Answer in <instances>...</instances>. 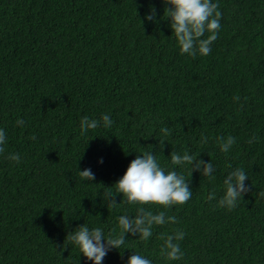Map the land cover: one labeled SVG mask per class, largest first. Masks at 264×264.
I'll return each mask as SVG.
<instances>
[{"label": "trees", "instance_id": "1", "mask_svg": "<svg viewBox=\"0 0 264 264\" xmlns=\"http://www.w3.org/2000/svg\"><path fill=\"white\" fill-rule=\"evenodd\" d=\"M213 2L222 12L218 38L209 55L193 58L180 54L161 0H0V264H92L66 236L83 224L119 232L117 218L136 206L117 194L121 204L108 208L102 194L115 193L145 151L182 173L193 196L168 209L146 206L178 222L154 226L148 241L126 234L103 264H127L133 252L152 264H264V0ZM151 7L155 22L144 19ZM105 114L111 127L81 134L83 116ZM229 135L236 143L223 153L216 138ZM185 150L211 161V178L171 164L170 153ZM85 168L94 181L81 179ZM235 168L250 188L237 207L207 202L213 190L223 195ZM175 230L185 233V255L167 261L160 236Z\"/></svg>", "mask_w": 264, "mask_h": 264}, {"label": "clouds", "instance_id": "2", "mask_svg": "<svg viewBox=\"0 0 264 264\" xmlns=\"http://www.w3.org/2000/svg\"><path fill=\"white\" fill-rule=\"evenodd\" d=\"M166 5L163 15L170 18L169 26L174 33L181 55L187 54L193 58L197 54L207 56L211 52V45L217 40L218 32L221 28L222 12L219 4L213 0H161ZM147 21H156V9L151 7L149 13L144 18ZM142 22V21H141ZM208 34L205 37V34ZM234 101H239L240 97L234 96ZM243 107V105H241ZM102 126L109 128L113 120L108 114L103 115L100 120L83 116L80 120L81 134L88 130H95ZM24 121L18 119L17 126H24ZM163 137L171 135L168 126L160 129ZM29 139L35 140L33 135ZM220 151L228 153L236 143V138L229 135L217 137ZM208 137L201 134V144H206ZM258 142V137L253 136L248 143ZM164 139H159V148L162 152ZM7 135L4 129L0 128V155L5 153ZM199 154H190L185 150L183 154L172 151L170 161L172 165L189 167L190 176L193 172H199L202 176L212 177L215 168L211 161L205 162L198 158ZM6 159L19 164L21 157L19 153H9ZM103 163V160H100ZM82 180L94 181L95 174L91 168L79 171ZM248 175L243 168H235L228 172L223 179L224 192L217 200L215 190L207 196V202L211 204L216 200L215 207L227 208L229 211L235 209L238 201L250 191L245 185ZM190 181L176 170H168L161 165L153 151H145L138 154L128 165L124 175L114 184L115 193L105 191L102 200L106 202L108 208L119 206L123 200L129 205H135V214L120 215L118 219L119 232L113 228L107 235L100 227L89 228L86 224L77 227L69 232L67 240L78 247L82 254L92 264H103L104 258L112 249L119 250L126 242V234L138 236L142 241H148L153 235L154 226H164L166 224H176L177 218L169 216L161 210L153 212L150 207L158 206L163 209L171 208L174 205H184L193 196L189 187ZM110 188V187H109ZM122 194L120 203L116 202V195ZM264 196V192L259 193ZM185 237V233L175 230L172 234H161L160 239L163 244L160 247L159 255L167 261H179L183 259L185 253L180 247V241ZM127 249V248H125ZM127 264H152V261L144 255L133 252L128 258Z\"/></svg>", "mask_w": 264, "mask_h": 264}]
</instances>
